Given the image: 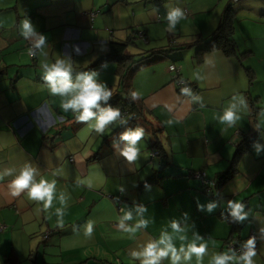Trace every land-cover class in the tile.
I'll return each mask as SVG.
<instances>
[{"label": "crops", "instance_id": "crops-1", "mask_svg": "<svg viewBox=\"0 0 264 264\" xmlns=\"http://www.w3.org/2000/svg\"><path fill=\"white\" fill-rule=\"evenodd\" d=\"M82 1L0 0V170L14 168L18 174L30 162L38 170L37 179L56 181V199L47 213L37 211L36 203L24 195H10L8 183L13 177L0 181V264H139L129 253L138 242L158 238L164 228L171 233L172 219L186 227L189 241L196 231L205 237L209 256L203 264H208L212 253L228 251L229 239L241 243L252 233L259 242L254 264H264V233L260 232L264 227V148L259 155L254 148L245 153L233 177L220 181L230 172L244 140L259 134L258 143L264 146V8L260 0L236 5L233 0H209L199 6L194 0H86L85 8ZM166 5L184 10L187 29L166 31ZM231 5L236 12V55L214 52L200 62L196 48L176 50L173 57L137 72L133 91L140 94L146 113L136 125L118 123L103 135L89 133L71 112H63L61 98L50 96L42 79L43 61L51 64L71 57L75 80L77 72L90 71L101 56L109 54L111 41L133 39L131 34L127 39L114 34L132 32L135 24L145 35L142 45L132 47L136 53H130L136 55L179 49L200 35L210 37ZM26 16L51 42L44 49L46 57L32 58L24 50L30 42L19 34V24ZM87 24L105 31L99 41L89 37L96 46L80 43L79 25ZM75 47L81 57L89 50V66L78 64L81 57L74 54ZM172 63L182 68L180 79L191 86L192 96L179 91L176 75L169 72ZM98 79L110 89L119 88L114 63L99 71ZM234 95L242 96L247 107L228 127L218 117ZM251 100H257L255 118ZM60 118L65 122L60 123ZM137 126L144 128L145 136L138 145L139 157L129 163L112 141L123 148L119 134ZM159 149L161 155L153 157ZM202 173L207 175L205 189L203 180L196 177ZM61 192L67 199L62 228L55 215L61 207ZM229 200L243 202L248 213L235 231L222 219L230 213ZM212 201L218 206L211 213L197 207L198 202ZM136 205L147 208L144 218L149 225L136 239H129L118 231V217L122 209H131L134 219L128 223L134 224L139 219ZM184 213H188L186 221ZM89 220L94 222V232L86 240L83 232ZM175 242L179 247L180 241ZM191 264H196L195 258Z\"/></svg>", "mask_w": 264, "mask_h": 264}, {"label": "clouds", "instance_id": "clouds-1", "mask_svg": "<svg viewBox=\"0 0 264 264\" xmlns=\"http://www.w3.org/2000/svg\"><path fill=\"white\" fill-rule=\"evenodd\" d=\"M165 7L167 8L164 16L167 21L166 31L174 32L177 24L185 18V12L178 6L168 7L166 5ZM19 30V34L30 42V47L27 50L29 56H37L38 54L47 56L44 49L48 39L36 30L30 18L26 16L20 21ZM142 34L144 35V33ZM141 39L145 41V35ZM74 50L80 54L78 47H75ZM70 61L71 57H68L67 59L58 58L51 64L41 63L42 79L50 96L61 98L60 107L63 112H71L76 122L84 124L89 133L95 132L97 135H103L106 129L110 126L116 127L118 123L119 125H127L128 120L123 118L121 109L110 103L113 92L105 83L99 81V72L96 70L77 72L76 78L73 80V67ZM181 93L188 96L193 95L188 87L182 88ZM125 98L130 99L131 102H136L141 97L138 92L131 91ZM237 100L238 103L235 102ZM246 107L245 99L242 96L234 95L228 106L223 109V114L218 117L219 122L228 127H233L240 119L239 112ZM144 136L143 127L126 128L119 134V141L123 143V148H120L115 140L112 141V146L118 150L120 156L131 163L139 157L138 145ZM253 147L257 155L264 148L258 142H254ZM58 174L57 172L53 173V175ZM37 176L38 170L30 162L25 163L19 169L18 174L14 168L0 170V181L5 177H13L8 183V190L12 197L24 195L29 201L36 203L37 211L47 213L52 209L53 201L56 199V181H49L44 177L37 179ZM80 183L85 184L87 181ZM89 186L91 185L89 184ZM146 188H150V186L146 185ZM120 191L123 193L124 188L121 187ZM58 199L61 207L55 209V215L59 218L58 225L62 228L67 199L63 192L59 194ZM217 206L215 201L209 202L207 205L199 202L197 204L199 210L204 211L206 209L209 213ZM245 206L243 202L236 200L227 201L232 223L235 221L243 222L246 219L248 213L244 211ZM135 211L139 219L134 224L128 223L134 219L131 209H122L123 214L118 217V231L127 234L129 239H136V234L146 230L149 225V221L144 218L147 208L144 205H136ZM187 217L188 213H184L183 219L185 221ZM168 227H170L171 233L168 228H164L158 238L148 239L143 243L138 242L136 248L129 253L130 257L134 261H139V264H162L164 260H169L170 264H191L193 258H195L196 264H203L205 256H209L208 245L203 242L205 237L196 231L189 241L186 235V227L182 226L181 221L177 219H172ZM74 231L78 232L79 229L74 228ZM93 232L94 222L89 220L84 226V238L90 240ZM260 232L264 233V227L260 228ZM261 239L264 240V238ZM176 240L180 241L179 247H177ZM256 254V237H250L242 243L239 254L232 249L214 252L211 254L208 264H254L253 258Z\"/></svg>", "mask_w": 264, "mask_h": 264}, {"label": "trees", "instance_id": "trees-1", "mask_svg": "<svg viewBox=\"0 0 264 264\" xmlns=\"http://www.w3.org/2000/svg\"><path fill=\"white\" fill-rule=\"evenodd\" d=\"M248 0H243L240 4L245 3ZM261 4L264 8V0H260ZM234 5L239 3H233ZM264 17V13L262 14ZM235 19L236 12L233 5L229 6L223 13L222 21L220 22L218 28L214 31V33L210 37H203L202 35L196 37V39L189 43L184 44L179 49L169 48V49H153L150 51H145L141 54H131L130 48L136 45V42L133 39H127L125 41H111L109 43V54L101 57L95 65L89 68L90 71H102L107 64L114 63L116 66V75L119 77V88L114 90L113 98L110 100V103L113 106H118L121 109L122 116H124V112H127L126 117L128 118V122L136 125L137 122L145 116V107L142 102L136 101L131 102L130 99L125 97L133 91V77L134 75L147 67L156 65L170 58L171 53L176 50L183 49H191L196 48V58L202 62L205 56L214 53V52H222L226 56L236 55V45H235ZM172 38V37H171ZM177 64V63H173ZM188 84V83H187ZM190 86V85H189ZM191 87V86H190ZM179 88V87H178ZM181 92V90L179 89ZM257 100H251V107L253 108L252 116L255 118L257 111L254 110V105ZM259 134L249 137L242 142V144L238 147L234 160L231 164L230 172L221 177L220 181L225 182L237 171V166L239 164L242 156L251 151L254 142H258ZM156 146V143H155ZM156 147H154L155 149ZM158 149V148H157ZM159 155H161L162 150H158ZM149 183V182H148ZM148 183L146 185H148ZM208 184L203 188H207ZM228 216V217H227ZM222 219L230 224L232 230H238L241 228V223L239 221L231 222V217L229 213H225L222 216ZM249 237L246 239L248 240ZM245 240V241H246ZM235 242L234 239H229L227 241V246L230 244H242Z\"/></svg>", "mask_w": 264, "mask_h": 264}, {"label": "rangeland", "instance_id": "rangeland-1", "mask_svg": "<svg viewBox=\"0 0 264 264\" xmlns=\"http://www.w3.org/2000/svg\"><path fill=\"white\" fill-rule=\"evenodd\" d=\"M195 1V3H196V5L197 6H199V5H202V3H204V2H208L209 0H194ZM82 3H83V8H85V7H87V4H88V2L86 1V0H83L82 1ZM242 4V3H241ZM15 8H17L16 7V5L15 6H13V10L15 9ZM130 17L131 18H133V13L132 12H130ZM146 18L147 19H149V16H148V13H146ZM93 21V20H92ZM73 26H75L76 25V20L73 22V24H72ZM79 29H78V32L79 33H82V36H81V41L82 42H80V43H86V44H89L90 46L93 44V45H95L96 46V42L94 43L93 41H91V40H89V37H93L94 39H97V41H99V39H101L104 35H105V31L103 30V28H101V26H99V25H97V24H92V25H90V27H89V25L87 24V25H79ZM93 27V28H92ZM178 27H181V28H183V29H187L188 28V25L186 24V20H181L178 24H177V26H176V28H178ZM134 29H136V30H138V31H136V30H133L132 29V32H130V31H126L125 33H119V32H116L115 34H114V37H116V38H119V39H127L128 37H129V34H131L132 36H133V40L138 44V45H142L145 41H143V43H141V41H142V39L141 38H139L137 35L139 34V33H143V31L142 30H140L138 27H137V25L135 24L134 25ZM134 31H136V32H134ZM127 33V34H126ZM154 33V32H153ZM121 34H125L126 36L124 37V38H121V36H119V35H121ZM136 37V38H135ZM129 39H131V38H129ZM51 42H47V45L46 46H48L49 44H50ZM30 45V44H29ZM29 45H27V48H29ZM98 46H101V45H98ZM132 47H134V46H132ZM130 48V52H132V53H136V52H134L135 51V49H133V48ZM90 49V48H89ZM98 49L99 50H101V49H103V47H98ZM145 49H148V46H146L145 47ZM27 53H28V49H24ZM73 52H74V54H76L75 52V50H74V48H73ZM87 53H89V50H86V54H84V57H81V55H77L78 57H81V58H77V62H78V64L79 65H81V63H84V65L85 66H89V57H87L86 55H87ZM173 54H171L170 55V57H173L172 56ZM26 56V55H25ZM102 57V56H101ZM44 62V61H43Z\"/></svg>", "mask_w": 264, "mask_h": 264}, {"label": "built area", "instance_id": "built-area-1", "mask_svg": "<svg viewBox=\"0 0 264 264\" xmlns=\"http://www.w3.org/2000/svg\"><path fill=\"white\" fill-rule=\"evenodd\" d=\"M243 0H234V3H240V2H242ZM96 17V13H93V14H91V18H95ZM138 36L140 37V38H144V35L142 34V33H140V34H138ZM29 47H30V45H29ZM32 58H34V56H31ZM181 67L179 66V65H177V64H171L170 66H169V72L170 73H172V74H175L176 76H175V79H176V81H177V85H178V87H179V89L181 90L182 88H185V87H188L190 90H191V87L187 84V82H185L184 80H182V79H180V73H181ZM127 115V112H124V116H126ZM59 122L60 123H64L65 122V119L64 118H60L59 119ZM155 156H160L159 155V152H154L153 153V157H155ZM206 174L205 173H202V174H197L196 175V177L198 178V179H201V180H203V185H207L208 184V182H206V180H205V178H206ZM4 228V227H3ZM250 237H256V247H257V245L259 244V242H258V238H257V236L254 234V233H252L251 235H250ZM249 237V238H250ZM241 245L242 244H239V245H236V244H230L229 246H228V250H230V249H232V250H235L236 252H237V254H239V251H240V247H241Z\"/></svg>", "mask_w": 264, "mask_h": 264}]
</instances>
